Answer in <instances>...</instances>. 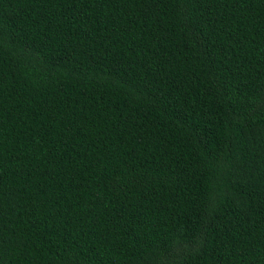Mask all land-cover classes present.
I'll use <instances>...</instances> for the list:
<instances>
[{
    "label": "trees",
    "instance_id": "obj_1",
    "mask_svg": "<svg viewBox=\"0 0 264 264\" xmlns=\"http://www.w3.org/2000/svg\"><path fill=\"white\" fill-rule=\"evenodd\" d=\"M0 264H264V0H0Z\"/></svg>",
    "mask_w": 264,
    "mask_h": 264
}]
</instances>
